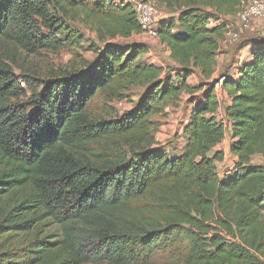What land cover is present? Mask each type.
Segmentation results:
<instances>
[{
    "label": "trees",
    "instance_id": "obj_1",
    "mask_svg": "<svg viewBox=\"0 0 264 264\" xmlns=\"http://www.w3.org/2000/svg\"><path fill=\"white\" fill-rule=\"evenodd\" d=\"M157 1L176 12L156 28L177 66L168 70L140 61L143 44L107 41L142 33L132 4L0 0V49L73 50L82 38L65 20L78 14L103 43L82 71L40 86L0 53V264H264V163L253 162L264 159V38L240 45L249 60L211 81L220 17L242 0ZM197 73L210 82L186 84ZM130 87L146 93L118 117L108 103ZM181 90L199 95L175 154L152 146L149 119ZM227 130L236 160L219 177Z\"/></svg>",
    "mask_w": 264,
    "mask_h": 264
},
{
    "label": "rangeland",
    "instance_id": "obj_2",
    "mask_svg": "<svg viewBox=\"0 0 264 264\" xmlns=\"http://www.w3.org/2000/svg\"><path fill=\"white\" fill-rule=\"evenodd\" d=\"M135 0H113L115 3H129L132 4ZM252 0H242L243 3H248ZM264 2V0H260ZM156 9L158 11L156 24L152 27L156 31L157 24L162 19H170L176 16L174 8H167L155 0ZM240 6L235 9V13ZM221 16V23L226 25V35L219 44V50L213 64L214 75L211 79H216L220 74L227 71L233 72L234 68L249 60V51L244 49L239 51L242 44H246L249 40L264 38V18L253 19L250 21L248 27L243 28L234 15ZM66 25L79 32L82 38L80 46L75 49L64 47L53 51H42L40 54H26L24 51L14 49L6 46L0 49V53L4 61L11 67V70L16 76L26 77L30 79L33 85L40 86L42 81L51 79L53 73L64 72L76 69L82 71L84 69V62H92L95 55L91 51V47L102 48L103 43L98 41L97 32L93 24L86 21L82 15H75L65 20ZM214 26V25H213ZM45 32V31H43ZM110 43L118 44L120 46L130 43L143 44L148 48L140 59L143 64H151L157 67L163 66L167 70L177 67L169 57V51L159 41L157 37H151L147 34H133L127 39L116 37L114 39H107ZM233 67V69L231 68ZM210 82L205 80L200 74H196L186 81V84L191 86ZM21 88H25V84H20ZM221 86H215V92L218 99V119L223 120L227 127V119L224 115V108L228 99L225 94L221 92ZM146 93L145 87H130L122 95L121 98L113 99L108 104L118 117L123 113L131 110L138 105L142 96ZM199 93L190 95L184 90H181L177 96L166 99L163 106V112L155 114L150 117L149 121L152 126L151 144L152 146L166 148L173 151L175 154L181 152L184 148L185 137L182 133L183 127L187 122L188 113L190 111L187 105V100L190 96H198ZM27 99H21L20 102L25 103ZM228 129V128H226ZM229 132L227 130L225 139L219 145V149L223 153L222 160L215 163V172L220 176L233 168L236 160L235 156L229 152ZM255 163H264V159L259 156L253 158ZM166 255H159L152 264H167Z\"/></svg>",
    "mask_w": 264,
    "mask_h": 264
},
{
    "label": "built area",
    "instance_id": "obj_3",
    "mask_svg": "<svg viewBox=\"0 0 264 264\" xmlns=\"http://www.w3.org/2000/svg\"><path fill=\"white\" fill-rule=\"evenodd\" d=\"M132 9L141 27V34L157 37L156 31L152 30L158 16L155 0H135L132 3ZM236 17L243 28L248 27L251 20L264 18V2L260 0H252L246 4L242 2ZM213 25L211 21L208 23V26Z\"/></svg>",
    "mask_w": 264,
    "mask_h": 264
},
{
    "label": "crops",
    "instance_id": "obj_4",
    "mask_svg": "<svg viewBox=\"0 0 264 264\" xmlns=\"http://www.w3.org/2000/svg\"><path fill=\"white\" fill-rule=\"evenodd\" d=\"M219 86H220V84L217 85V87H219ZM227 102H228V101H227ZM226 105H228V103H227ZM228 138H229V137H228ZM216 149L220 150V149H219V145L216 147Z\"/></svg>",
    "mask_w": 264,
    "mask_h": 264
}]
</instances>
